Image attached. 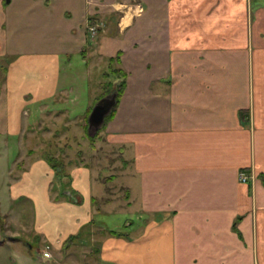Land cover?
I'll return each mask as SVG.
<instances>
[{
    "label": "crops",
    "instance_id": "1",
    "mask_svg": "<svg viewBox=\"0 0 264 264\" xmlns=\"http://www.w3.org/2000/svg\"><path fill=\"white\" fill-rule=\"evenodd\" d=\"M4 61L0 134H23L34 101L41 117L63 120L68 109L51 107L82 82L104 92L111 66L127 74L97 150L121 167H101L99 180L124 177L122 207L133 213L130 233L96 228L92 172L74 170L87 202L33 213L35 242L52 258L6 264H61L65 244V264H264V0H0ZM70 120L59 140L80 134Z\"/></svg>",
    "mask_w": 264,
    "mask_h": 264
},
{
    "label": "rangeland",
    "instance_id": "2",
    "mask_svg": "<svg viewBox=\"0 0 264 264\" xmlns=\"http://www.w3.org/2000/svg\"><path fill=\"white\" fill-rule=\"evenodd\" d=\"M9 63V61L1 62L0 94H3L6 86H9V71L7 70ZM77 68H81V65L78 64ZM82 83L81 94L70 95L66 101H60L59 104H54L53 108L51 107L53 112L68 109L69 113L63 120L66 118L72 120V122L70 120L67 123L70 125L68 129L73 134L80 133L77 134L76 139L73 137L72 141L59 140L60 133L62 131L64 133L66 125L61 124L63 120H60L59 116L47 117L43 115L41 117L40 109H36V101L30 104L29 109H27L31 115L25 119L21 116L20 126L24 130L23 134L22 130L21 132L14 130L13 133L0 134V213L6 218V224L0 225V242H6L5 245L0 246V264H6V260L10 258H14L20 263L22 261L20 259L23 256L28 257V255H32L33 260L37 258L36 256L43 257L42 250L47 246L43 240L35 242L38 237L35 238L37 234H34V231L38 228V222L33 219V213L39 216L43 210V205L45 209H51L53 202L62 203V210H66L68 204L81 206L84 199L87 202L88 195L83 181L80 180L82 173H77L79 176H76L75 179L72 176V171L81 168L89 167L92 172V182L95 183L91 189L89 188V194L92 193L94 196L91 203L95 212V227L109 231L123 230L125 233L131 231L129 226L123 228V225L130 223V220L133 219L132 211L128 210L126 206L122 207L121 197L122 195L125 196L121 192L123 191L124 177L120 176L115 184L107 187H104V184L99 180V174L103 173L101 170L103 166L110 169V174L121 175V167L116 163V158L112 157L113 153L101 152L103 149L97 150L104 129L101 130L99 137L97 136L98 138L96 137L97 139L94 138L92 141L86 127H84L86 122H84V126L79 125L81 124L79 118L82 119L87 107L93 105L95 97L104 92H97L98 90H95L93 84H90L89 88L88 83ZM91 85L94 87L93 90ZM30 93L27 96L31 95ZM34 96L33 94V98ZM31 98L32 96L28 99L32 101ZM45 105L51 106L50 103ZM29 125H32L31 132L26 131ZM105 154H108L109 157L106 158ZM106 199H112L114 202L105 205ZM105 208H108L106 212ZM66 213L63 211L58 215L57 220H51V222L63 221L64 217H67ZM15 233L17 237H14ZM88 240L90 241L91 238ZM28 243L33 246V250ZM66 246L68 245L65 244L63 254H61V257L65 258L61 264H65L66 260L69 262ZM52 251L54 252V248ZM74 256L81 261L84 259L83 251ZM54 260L52 259L50 262L58 264Z\"/></svg>",
    "mask_w": 264,
    "mask_h": 264
},
{
    "label": "water",
    "instance_id": "3",
    "mask_svg": "<svg viewBox=\"0 0 264 264\" xmlns=\"http://www.w3.org/2000/svg\"><path fill=\"white\" fill-rule=\"evenodd\" d=\"M117 97V91L113 90L94 105L88 118V135L91 138H95L105 127L107 118L112 114L117 105Z\"/></svg>",
    "mask_w": 264,
    "mask_h": 264
},
{
    "label": "trees",
    "instance_id": "4",
    "mask_svg": "<svg viewBox=\"0 0 264 264\" xmlns=\"http://www.w3.org/2000/svg\"><path fill=\"white\" fill-rule=\"evenodd\" d=\"M119 62V58L117 60H111V65L115 64ZM126 76L127 74L120 68H114V66L110 67V70L108 72H106V74L104 75V77L106 79H108V82L106 83V85L104 86V93L102 94V96L97 100V102L102 99L103 97L107 96L108 94H110L113 90H116L118 93V97H117V105L119 103L120 97L123 94V91L125 89L126 86ZM114 77H117V79H113ZM111 78V79H110ZM113 79V80H112ZM117 105L115 106L112 114L107 118L106 124L107 122L114 116L115 110L117 108ZM93 107L91 108V110L89 111L87 117H86V131H88V118L92 112ZM106 126V125H105ZM105 128V127H104ZM103 128V129H104ZM101 131L97 134V136L99 137ZM96 136V137H97ZM95 137V138H96ZM97 137V138H98ZM96 138V139H97ZM90 140L94 141V138H90ZM3 224H6V218L0 213V225L2 226ZM4 227V226H3ZM3 230V229H2ZM115 235H117L116 232H113ZM3 242H0V245H2Z\"/></svg>",
    "mask_w": 264,
    "mask_h": 264
},
{
    "label": "built area",
    "instance_id": "5",
    "mask_svg": "<svg viewBox=\"0 0 264 264\" xmlns=\"http://www.w3.org/2000/svg\"><path fill=\"white\" fill-rule=\"evenodd\" d=\"M92 30L96 31V28H93ZM240 178L242 182L248 183L251 180V175L247 174L246 172H242ZM43 256L46 259H50L52 257L51 252H50V246L46 247V250L43 252Z\"/></svg>",
    "mask_w": 264,
    "mask_h": 264
}]
</instances>
